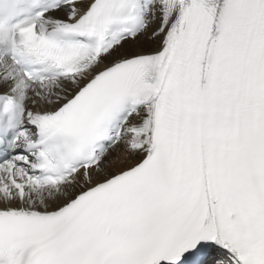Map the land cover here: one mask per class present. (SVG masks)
<instances>
[{
    "label": "snow or ice",
    "instance_id": "6c2138e0",
    "mask_svg": "<svg viewBox=\"0 0 264 264\" xmlns=\"http://www.w3.org/2000/svg\"><path fill=\"white\" fill-rule=\"evenodd\" d=\"M0 264H264V0H0Z\"/></svg>",
    "mask_w": 264,
    "mask_h": 264
}]
</instances>
